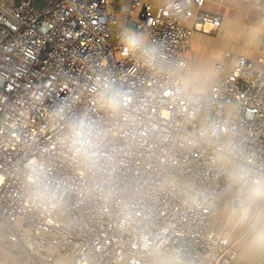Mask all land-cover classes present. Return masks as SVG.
Returning a JSON list of instances; mask_svg holds the SVG:
<instances>
[{
    "label": "built area",
    "instance_id": "1",
    "mask_svg": "<svg viewBox=\"0 0 264 264\" xmlns=\"http://www.w3.org/2000/svg\"><path fill=\"white\" fill-rule=\"evenodd\" d=\"M205 1L139 9L129 0L116 12L113 0H0V248L12 242L42 264H152L177 252L208 264L236 257L211 220L217 201L228 199L229 167L239 161L264 171V47L259 60L238 54L229 67L215 62L224 76L196 91L199 111L189 119L192 106L173 93L194 33L221 24L202 10ZM118 25L159 48L156 68L122 48ZM101 75L128 94L118 114L93 103ZM61 103L100 130L91 168L73 163L59 142L64 122L53 125L48 114ZM211 127L216 143L202 136ZM32 158L46 162L64 191L50 212L24 193L22 166Z\"/></svg>",
    "mask_w": 264,
    "mask_h": 264
},
{
    "label": "clouds",
    "instance_id": "2",
    "mask_svg": "<svg viewBox=\"0 0 264 264\" xmlns=\"http://www.w3.org/2000/svg\"><path fill=\"white\" fill-rule=\"evenodd\" d=\"M117 40L122 48L146 68H156L163 59L159 48L149 42L142 33L118 25ZM90 91L94 105L109 115L118 114L128 100L125 90L115 84L107 75L97 76ZM195 76L183 78L176 84L173 95L184 106H192L187 112L189 119H195L199 109L195 104ZM71 105L61 103L48 114L53 125L63 121L61 146L66 149L73 163L91 168L99 160L101 133L95 121L87 113L70 115ZM207 142H217V129L211 127L202 133ZM23 188L31 205L38 211L50 212L59 207L64 198L62 186L47 173L46 162L32 158L23 164ZM224 191L228 199L223 213L230 222H234L240 238L250 249L264 252V171L248 168L239 161L226 170ZM161 264H185L182 255L177 252L174 259H165Z\"/></svg>",
    "mask_w": 264,
    "mask_h": 264
},
{
    "label": "crops",
    "instance_id": "3",
    "mask_svg": "<svg viewBox=\"0 0 264 264\" xmlns=\"http://www.w3.org/2000/svg\"><path fill=\"white\" fill-rule=\"evenodd\" d=\"M139 1V9L147 4L156 9L168 0ZM113 4L116 12H119L122 8H127L129 0H113ZM202 10L219 15L221 24L218 27L206 25L205 31L194 33L191 52L186 54L188 65L177 71L180 79L195 76L196 91L203 90L223 78L225 70L214 71L215 62L224 61L226 67H229L238 54L259 60L262 57L260 49L264 47V0L261 7L244 0H207L202 5ZM130 14L135 17L136 11L131 10ZM225 51H229L228 57L224 56ZM226 200L217 201V213L211 220V228L216 235L227 237L231 241L236 257L229 264H259L261 259H264V252L250 249L241 240L235 223L226 219L223 213ZM8 259L12 262L10 264H37L30 254L21 251L19 246L12 242L0 248V264L8 263ZM165 259L167 258L156 259L152 264H161ZM55 264L61 263L56 261ZM185 264L208 263L196 261Z\"/></svg>",
    "mask_w": 264,
    "mask_h": 264
},
{
    "label": "rangeland",
    "instance_id": "4",
    "mask_svg": "<svg viewBox=\"0 0 264 264\" xmlns=\"http://www.w3.org/2000/svg\"><path fill=\"white\" fill-rule=\"evenodd\" d=\"M132 28H133V27H132ZM27 253L31 255V257L34 259V261H35L37 264H42L41 262H39V260H37L35 257H33V255H32L31 253H29V252H27ZM6 261H8V263H12V262H10L9 259L6 260ZM154 261H156V260H154Z\"/></svg>",
    "mask_w": 264,
    "mask_h": 264
}]
</instances>
